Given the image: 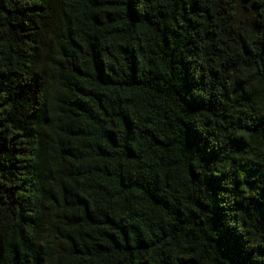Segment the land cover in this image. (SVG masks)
<instances>
[{
    "label": "trees",
    "instance_id": "16d2710c",
    "mask_svg": "<svg viewBox=\"0 0 264 264\" xmlns=\"http://www.w3.org/2000/svg\"><path fill=\"white\" fill-rule=\"evenodd\" d=\"M0 264H264V0H0Z\"/></svg>",
    "mask_w": 264,
    "mask_h": 264
},
{
    "label": "rangeland",
    "instance_id": "374dc122",
    "mask_svg": "<svg viewBox=\"0 0 264 264\" xmlns=\"http://www.w3.org/2000/svg\"><path fill=\"white\" fill-rule=\"evenodd\" d=\"M252 14H253V11L250 8L245 7L243 5H241L240 8H239V10H238V16L242 20H249V19H251Z\"/></svg>",
    "mask_w": 264,
    "mask_h": 264
}]
</instances>
